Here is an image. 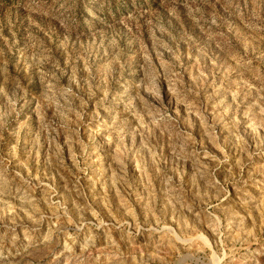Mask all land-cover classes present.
Returning <instances> with one entry per match:
<instances>
[{"label": "rangeland", "instance_id": "rangeland-1", "mask_svg": "<svg viewBox=\"0 0 264 264\" xmlns=\"http://www.w3.org/2000/svg\"><path fill=\"white\" fill-rule=\"evenodd\" d=\"M0 264H264V0H0Z\"/></svg>", "mask_w": 264, "mask_h": 264}]
</instances>
